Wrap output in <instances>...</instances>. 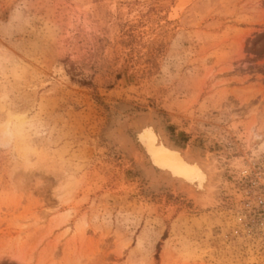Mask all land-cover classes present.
I'll return each instance as SVG.
<instances>
[{
	"label": "rangeland",
	"instance_id": "obj_1",
	"mask_svg": "<svg viewBox=\"0 0 264 264\" xmlns=\"http://www.w3.org/2000/svg\"><path fill=\"white\" fill-rule=\"evenodd\" d=\"M145 116L217 167L209 203L121 145ZM252 131L264 0H0V264H264Z\"/></svg>",
	"mask_w": 264,
	"mask_h": 264
},
{
	"label": "bare ground",
	"instance_id": "obj_2",
	"mask_svg": "<svg viewBox=\"0 0 264 264\" xmlns=\"http://www.w3.org/2000/svg\"><path fill=\"white\" fill-rule=\"evenodd\" d=\"M131 127L137 128L131 136L126 134L124 128L118 133L121 145L131 147L130 151L137 155L152 179L183 190L201 207L211 201L217 167L170 143L158 122L147 116L136 119ZM125 128L128 129V126ZM251 138L264 142L263 132L252 131Z\"/></svg>",
	"mask_w": 264,
	"mask_h": 264
},
{
	"label": "water",
	"instance_id": "obj_3",
	"mask_svg": "<svg viewBox=\"0 0 264 264\" xmlns=\"http://www.w3.org/2000/svg\"><path fill=\"white\" fill-rule=\"evenodd\" d=\"M136 129H137L136 127H135V128H132V129L130 130V131H131V133H132V134H134V133H135V131H136Z\"/></svg>",
	"mask_w": 264,
	"mask_h": 264
}]
</instances>
